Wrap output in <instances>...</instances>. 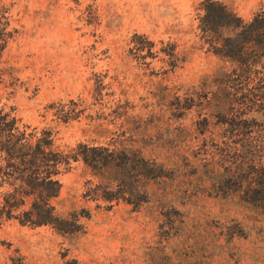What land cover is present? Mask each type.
Instances as JSON below:
<instances>
[{
  "label": "rangeland",
  "instance_id": "1",
  "mask_svg": "<svg viewBox=\"0 0 264 264\" xmlns=\"http://www.w3.org/2000/svg\"><path fill=\"white\" fill-rule=\"evenodd\" d=\"M217 1L245 22L263 2ZM205 2L0 0V107L77 156L63 230L0 217V264H264V77L212 51ZM86 146L119 152L118 200L84 195L106 184Z\"/></svg>",
  "mask_w": 264,
  "mask_h": 264
},
{
  "label": "trees",
  "instance_id": "2",
  "mask_svg": "<svg viewBox=\"0 0 264 264\" xmlns=\"http://www.w3.org/2000/svg\"><path fill=\"white\" fill-rule=\"evenodd\" d=\"M202 10L200 27L209 37L207 42L212 51L237 64L239 77H264V0L259 11L247 22L217 0H206ZM246 99L252 102L250 98ZM52 143L50 130L27 131L15 115L0 107V183L10 188L3 193L0 217L14 218L22 224H50L63 230L61 220L54 214L49 201L59 192L60 183L56 175L60 173L61 166L68 168L70 158L76 160L77 156L54 150ZM82 154L83 161L94 175L106 183L97 184L95 190L88 187L84 195L92 194L90 198L96 200H118L119 190L116 192L117 185L112 179L120 168L117 167V149L86 146ZM137 160L142 167L152 168V172L159 169L160 165L155 161L140 155ZM145 196L139 189L122 198L137 207ZM29 198L28 210L13 213Z\"/></svg>",
  "mask_w": 264,
  "mask_h": 264
}]
</instances>
